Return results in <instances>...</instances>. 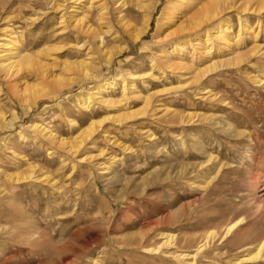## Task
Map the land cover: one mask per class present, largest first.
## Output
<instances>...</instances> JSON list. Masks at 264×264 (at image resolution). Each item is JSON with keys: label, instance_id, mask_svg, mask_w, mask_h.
Segmentation results:
<instances>
[{"label": "rangeland", "instance_id": "rangeland-1", "mask_svg": "<svg viewBox=\"0 0 264 264\" xmlns=\"http://www.w3.org/2000/svg\"><path fill=\"white\" fill-rule=\"evenodd\" d=\"M104 1L0 0V41L39 57L0 73V264H264L243 260L264 239V0L222 9L251 26L239 63L174 72L162 50L217 0ZM117 74L113 103L83 101ZM33 123L94 133L49 149Z\"/></svg>", "mask_w": 264, "mask_h": 264}, {"label": "bare ground", "instance_id": "bare-ground-1", "mask_svg": "<svg viewBox=\"0 0 264 264\" xmlns=\"http://www.w3.org/2000/svg\"><path fill=\"white\" fill-rule=\"evenodd\" d=\"M218 1V0H217ZM215 1V3L205 7L200 14L189 18L185 23H182L178 31H182V35L178 40L173 41L171 48H165L161 53V60L167 64L171 71H175L178 67L180 70L188 69L195 70L196 68L192 65L194 60H212V51L213 48L217 52H223L227 48H231L232 57L227 58V60L213 61L207 68L208 70L215 69L216 67L223 66L225 64H236L239 63L244 57V53L240 52L242 43L244 42V35L250 34L251 26L248 20L244 19L242 26L238 29L237 32H234L229 24V16L224 15L223 8L226 6V0ZM99 9H100V18L104 17V14L107 12V4L104 0H98ZM222 2V3H221ZM171 9H169L170 11ZM222 11V12H221ZM82 10H76L75 13L70 14V20H74L75 24L80 25L85 21V16L82 15ZM84 14V13H83ZM86 15V14H85ZM168 15V13H167ZM169 16L172 19L173 13L170 11ZM73 17V19H72ZM86 22V21H85ZM76 25V26H77ZM204 25V27H203ZM192 28V29H190ZM202 28H206L205 30ZM210 30H215L213 34H209ZM178 35L180 33H177ZM179 37V36H178ZM5 41H0V73L5 72L6 75L19 73L20 69L24 67H36L37 56L33 52H29L26 48L22 46L18 38L10 32L8 36L3 37ZM212 39L216 40L218 43L214 42ZM187 42L192 44V52L188 50ZM250 52V51H248ZM196 55V57H194ZM248 55V54H247ZM198 69V68H197ZM191 70V71H192ZM207 70V71H208ZM178 71V70H177ZM206 71L203 72V74ZM133 79V76L130 72H125L123 80L124 90L126 92L132 91L134 84L131 83L130 79ZM118 79V74L116 76L103 79L101 82L96 84L91 88L85 96L82 98L83 101L96 100L100 103L110 104L113 103V97L111 95V90L114 89V80ZM63 79H58L57 82L61 83ZM126 95V94H125ZM28 99V98H26ZM122 99H119V102ZM109 118V117H108ZM102 122V121H101ZM31 126L37 129L40 132L41 136H44L48 139L50 143V148L52 149L53 145L64 146L67 144L70 150L79 149V146L87 138L88 135L94 133V123L86 130L81 133L73 142L67 140L60 134H57L50 130L47 126L33 123ZM20 132V130H18ZM21 135L22 132H20ZM212 158V157H211ZM210 160V157H209ZM104 169L108 166L101 165ZM242 221V218L231 222L227 226L226 234L234 230ZM256 246V245H254ZM264 246V239H261L257 245L256 252H250L243 260H256L261 256V250ZM247 247H252L248 245ZM264 252V250H263ZM262 257V256H261Z\"/></svg>", "mask_w": 264, "mask_h": 264}]
</instances>
